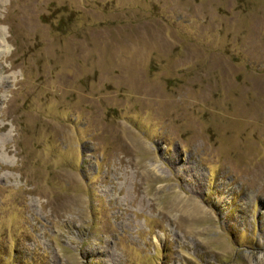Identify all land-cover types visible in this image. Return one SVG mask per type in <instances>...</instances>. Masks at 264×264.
Returning <instances> with one entry per match:
<instances>
[{"label":"rangeland","instance_id":"rangeland-1","mask_svg":"<svg viewBox=\"0 0 264 264\" xmlns=\"http://www.w3.org/2000/svg\"><path fill=\"white\" fill-rule=\"evenodd\" d=\"M0 264H264V0H0Z\"/></svg>","mask_w":264,"mask_h":264}]
</instances>
